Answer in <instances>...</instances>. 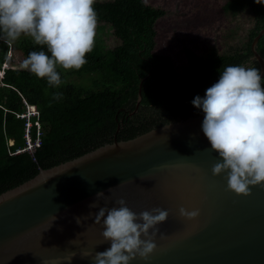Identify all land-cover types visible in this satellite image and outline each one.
<instances>
[{"label": "water", "instance_id": "1", "mask_svg": "<svg viewBox=\"0 0 264 264\" xmlns=\"http://www.w3.org/2000/svg\"><path fill=\"white\" fill-rule=\"evenodd\" d=\"M263 34L264 28L251 42L262 77L264 57L255 47ZM140 101L141 85L136 109ZM203 119L197 113L129 140L114 138L2 192L0 264H93L91 256L111 243L96 214L119 207L120 199L137 214L155 207L169 212L157 225L154 252L130 264H264V184L250 185L247 195L227 190L226 173H212L220 158ZM93 201L98 207H89ZM181 207L200 214L182 218Z\"/></svg>", "mask_w": 264, "mask_h": 264}, {"label": "trees", "instance_id": "2", "mask_svg": "<svg viewBox=\"0 0 264 264\" xmlns=\"http://www.w3.org/2000/svg\"><path fill=\"white\" fill-rule=\"evenodd\" d=\"M94 8L97 23L109 25L120 45L105 54L99 48L92 50L86 55L87 63L75 70L78 75L96 76L95 83L100 87L90 92L65 84L60 69L63 83L58 88L28 70L13 66L2 69L9 44L0 32V194L30 180L40 169L79 157L112 143L114 138L129 140L178 120L170 119L177 114L187 117V111L196 108L192 100L197 95L203 97L224 68L245 66L250 61L251 42L264 28V0H227L225 13L235 17L244 13L253 18L245 43L222 54L212 49L203 57L184 49L187 66L178 79L170 57L153 53L155 24L165 16L164 10L144 0L95 1ZM19 46L26 57L32 51H45L50 56L47 47L37 45L33 38L21 39ZM255 49L264 57V34ZM252 64L259 69L256 61ZM140 85L141 101L130 115ZM54 93H62V98L54 100ZM26 106H34L38 113L29 118L39 124L40 145L32 154L20 151L25 146L26 122L20 115ZM159 119L163 121L157 124ZM35 130L33 126V140Z\"/></svg>", "mask_w": 264, "mask_h": 264}, {"label": "clouds", "instance_id": "3", "mask_svg": "<svg viewBox=\"0 0 264 264\" xmlns=\"http://www.w3.org/2000/svg\"><path fill=\"white\" fill-rule=\"evenodd\" d=\"M94 4L95 0H0V32L10 40L29 35L37 45L46 46L50 56L45 51H32L20 67L58 88L63 83L58 67L81 69L94 48L98 22ZM61 98L62 93H54V100ZM192 104L204 113L202 131L210 149L220 158L212 167L213 175L226 173L227 190L238 195H247L250 185L264 184L261 71L227 66L218 81L206 89L203 97L197 95ZM100 195L102 192L96 197ZM116 204L119 207H100L96 214L97 223L103 220L104 241L111 243L110 248L94 256L83 253L91 256L93 264H130L136 257L147 260L157 247V225L169 216L159 207L137 214L123 199ZM89 207L98 205L93 201ZM199 214V209L179 208L182 218L195 219ZM76 222L80 224L78 219ZM73 256L75 253L68 259Z\"/></svg>", "mask_w": 264, "mask_h": 264}, {"label": "rangeland", "instance_id": "4", "mask_svg": "<svg viewBox=\"0 0 264 264\" xmlns=\"http://www.w3.org/2000/svg\"><path fill=\"white\" fill-rule=\"evenodd\" d=\"M106 2L111 0H95ZM227 0H144L154 8L162 9L165 16L155 24V47L153 53L168 56L178 75L182 78L187 66L184 49L191 50L197 56H206L212 49L218 54L241 46L245 43L248 32L253 26V18L248 14L231 16L223 10ZM8 51L2 69L10 66L21 68L27 57L20 49L19 42L29 35H21L15 40L6 37ZM120 45V41L112 34V29L104 23H97L93 50L100 49L103 54ZM64 83L71 84L85 93L97 90L94 74L75 73V69L64 70ZM0 73V80H1ZM31 113L26 107L24 114ZM9 134V133H8ZM11 144V142H10Z\"/></svg>", "mask_w": 264, "mask_h": 264}, {"label": "built area", "instance_id": "5", "mask_svg": "<svg viewBox=\"0 0 264 264\" xmlns=\"http://www.w3.org/2000/svg\"><path fill=\"white\" fill-rule=\"evenodd\" d=\"M26 107L28 109L30 108L31 113L28 115H26V114L20 115L21 118L26 119V122L24 124L25 146L20 151H25V152L32 154L34 152V150L36 148H38L40 145V140L38 138V136H39V124H38L37 120L35 122H31L29 118L33 117V116H37L38 113H37V110L34 106H26ZM33 126L36 128V130H35L36 138L34 140L32 139V132H31V129ZM20 151H18V152H20Z\"/></svg>", "mask_w": 264, "mask_h": 264}, {"label": "flooded vegetation", "instance_id": "6", "mask_svg": "<svg viewBox=\"0 0 264 264\" xmlns=\"http://www.w3.org/2000/svg\"><path fill=\"white\" fill-rule=\"evenodd\" d=\"M252 62H255V60L254 59H250V61H248L246 64H245V67H251L253 64H252ZM137 111V109H136V107H135V110L133 111V112H131L130 113V115L133 113L134 114V112H136ZM197 113H202V110H200V109H197V108H195V110L194 109H189L188 111H187V116H190V115H194V114H197ZM183 116H184V114H177L175 117H173V118H170V119H174V118H176V119H181V118H183ZM163 121V119H159L158 121H157V124L158 123H161Z\"/></svg>", "mask_w": 264, "mask_h": 264}]
</instances>
